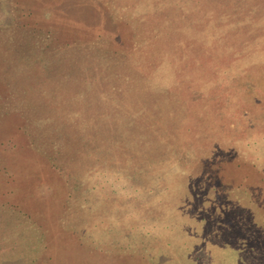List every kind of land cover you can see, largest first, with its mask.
<instances>
[{"label": "rangeland", "instance_id": "374dc122", "mask_svg": "<svg viewBox=\"0 0 264 264\" xmlns=\"http://www.w3.org/2000/svg\"><path fill=\"white\" fill-rule=\"evenodd\" d=\"M3 56L0 264H264V0H0Z\"/></svg>", "mask_w": 264, "mask_h": 264}, {"label": "trees", "instance_id": "16d2710c", "mask_svg": "<svg viewBox=\"0 0 264 264\" xmlns=\"http://www.w3.org/2000/svg\"><path fill=\"white\" fill-rule=\"evenodd\" d=\"M25 37L22 35V34H20L19 35V33H18V36H17V40H19V41H23V39H24ZM37 43V42H36ZM22 43H20V45H21ZM41 44V45H40ZM47 45H45V43L43 44L42 43V39L39 41V43L38 44H34V47H33V49L35 48V49H37V48H40V47H43V49L46 47ZM5 59H4V56H3V58H2V60H0L1 62H3ZM0 62V63H1ZM150 187H152L153 188V186H148L147 188H146V190H151L150 189ZM152 190H157V189H152Z\"/></svg>", "mask_w": 264, "mask_h": 264}]
</instances>
